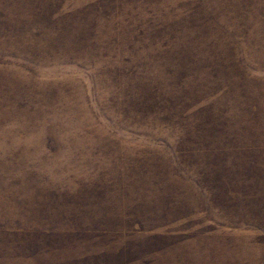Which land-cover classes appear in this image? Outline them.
<instances>
[{
	"label": "rangeland",
	"instance_id": "rangeland-1",
	"mask_svg": "<svg viewBox=\"0 0 264 264\" xmlns=\"http://www.w3.org/2000/svg\"><path fill=\"white\" fill-rule=\"evenodd\" d=\"M0 264H264V0H0Z\"/></svg>",
	"mask_w": 264,
	"mask_h": 264
}]
</instances>
